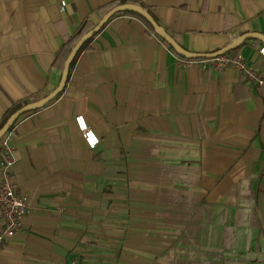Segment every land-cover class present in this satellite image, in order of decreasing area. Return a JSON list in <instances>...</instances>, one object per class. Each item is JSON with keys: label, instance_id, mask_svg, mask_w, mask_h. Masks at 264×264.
I'll use <instances>...</instances> for the list:
<instances>
[{"label": "crops", "instance_id": "obj_1", "mask_svg": "<svg viewBox=\"0 0 264 264\" xmlns=\"http://www.w3.org/2000/svg\"><path fill=\"white\" fill-rule=\"evenodd\" d=\"M110 1L0 0V123L57 87L56 51ZM122 1L189 52L264 36V0ZM168 46L116 15L57 98L18 117L12 181L37 209L0 247V264H264V84L252 93L233 68L182 69ZM261 46L255 37L237 49L264 77Z\"/></svg>", "mask_w": 264, "mask_h": 264}, {"label": "built area", "instance_id": "obj_2", "mask_svg": "<svg viewBox=\"0 0 264 264\" xmlns=\"http://www.w3.org/2000/svg\"><path fill=\"white\" fill-rule=\"evenodd\" d=\"M168 49L174 58V63L182 69L199 67L221 71L225 68H233L243 76L252 93H255L264 84V77L257 61L248 57L242 50L235 49L214 57L201 58L185 57L174 49H170L169 46ZM258 52L264 59V46L259 47ZM75 122L88 148L95 149L100 139L94 130L88 126L84 116H77ZM11 135L12 132L9 130L0 139V247L21 230L22 219L37 209L30 203L27 196L17 191L12 181V169L16 164V155L9 144ZM90 136L94 138V141L91 140ZM46 210L64 213L66 207L52 205Z\"/></svg>", "mask_w": 264, "mask_h": 264}, {"label": "water", "instance_id": "obj_3", "mask_svg": "<svg viewBox=\"0 0 264 264\" xmlns=\"http://www.w3.org/2000/svg\"><path fill=\"white\" fill-rule=\"evenodd\" d=\"M119 12H129L134 13L136 15H140L143 18H145L150 25L154 28L156 34L163 40H165L175 51L180 53L181 55L185 57H214L217 55H220L224 52L235 50L237 49L242 43H244L249 38H260L264 41V36L258 34V33H247L243 34L239 37H236L226 48H223L219 51L213 52V53H195V52H189L182 47H180L174 39L165 31V29L160 26L154 18L151 16V14L142 6L134 3H123L120 4L114 8H112L109 12H107L104 17L88 32H86L74 45V47L71 49L65 63L64 68L61 74L60 81L57 85V87L48 95H46L44 98L30 102L20 108L19 110L15 111L5 122L3 127L0 129V139L4 136V134L10 129V127L16 122L18 117L22 115L23 113L42 108L48 104H50L52 101H54L57 96L63 91L67 80H68V74L70 71L71 64L77 54V52L80 50L82 45L91 37H93L107 22L110 18H112L115 14Z\"/></svg>", "mask_w": 264, "mask_h": 264}, {"label": "trees", "instance_id": "obj_4", "mask_svg": "<svg viewBox=\"0 0 264 264\" xmlns=\"http://www.w3.org/2000/svg\"><path fill=\"white\" fill-rule=\"evenodd\" d=\"M123 3H125V2L122 1V0H113V1H110V2H108V3H106V4L102 5V6H100L89 17H87L86 20L84 21V24L82 25L81 29L75 35H73L72 37L66 38L64 40L62 46L56 51L55 57H54V61H53V67L55 69H57L59 71V73H62L63 68H64V63H65V61H66V59H67V57H68L71 49L74 47V45L77 43V41L86 32H88L89 30H91L104 17V15L107 12H109L112 8H114V7H116V6L120 5V4H123ZM116 15H131V16H135V17L139 18L144 23V25L146 26L148 32L156 34L154 28L150 25V23L145 18H143L140 15H136L134 13H129V12H119V13L115 14L114 16H116ZM90 39H88L82 45V47L80 48V50L77 52V54H76V56H75V58H74V60H73V62L71 64L69 74L71 72V69H72L74 63H75V60L77 59L78 55L83 51V49L86 47V45L88 44V42L90 41ZM169 47H170V49H173L171 46H169ZM69 74H68V77H69ZM37 100H38V98L32 97L30 99V102H34V101H37ZM27 103L28 102L25 101V100H22L20 102L15 103L12 106V108H10L8 110V112L5 114L2 122L0 123V129L3 127V125L5 124V122L7 121V119L15 111L19 110L20 108H22L23 106H25ZM28 112L29 111H27V112H25L23 114H26ZM11 129H12V126L10 127L9 130L11 131Z\"/></svg>", "mask_w": 264, "mask_h": 264}, {"label": "snow or ice", "instance_id": "obj_5", "mask_svg": "<svg viewBox=\"0 0 264 264\" xmlns=\"http://www.w3.org/2000/svg\"><path fill=\"white\" fill-rule=\"evenodd\" d=\"M90 138H91V136H90ZM91 140L94 141V138H91Z\"/></svg>", "mask_w": 264, "mask_h": 264}]
</instances>
